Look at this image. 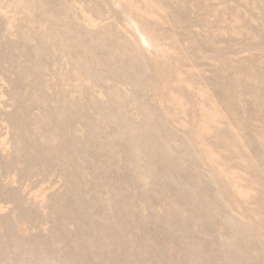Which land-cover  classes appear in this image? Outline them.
Here are the masks:
<instances>
[{"label": "rangeland", "instance_id": "1", "mask_svg": "<svg viewBox=\"0 0 264 264\" xmlns=\"http://www.w3.org/2000/svg\"><path fill=\"white\" fill-rule=\"evenodd\" d=\"M0 264H264V0H0Z\"/></svg>", "mask_w": 264, "mask_h": 264}]
</instances>
